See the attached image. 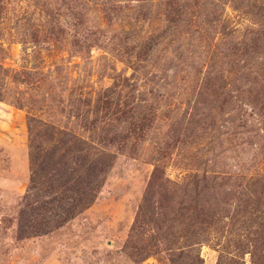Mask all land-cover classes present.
<instances>
[{
	"label": "rangeland",
	"instance_id": "374dc122",
	"mask_svg": "<svg viewBox=\"0 0 264 264\" xmlns=\"http://www.w3.org/2000/svg\"><path fill=\"white\" fill-rule=\"evenodd\" d=\"M0 264H264V0H0Z\"/></svg>",
	"mask_w": 264,
	"mask_h": 264
}]
</instances>
